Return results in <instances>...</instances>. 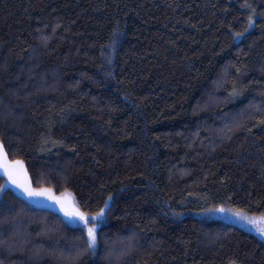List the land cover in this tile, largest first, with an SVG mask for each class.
Listing matches in <instances>:
<instances>
[{"label": "trees", "instance_id": "trees-1", "mask_svg": "<svg viewBox=\"0 0 264 264\" xmlns=\"http://www.w3.org/2000/svg\"><path fill=\"white\" fill-rule=\"evenodd\" d=\"M244 2L0 0V141L43 193L0 190V264H264L231 219L264 214V15L245 32ZM47 192L111 197L95 251Z\"/></svg>", "mask_w": 264, "mask_h": 264}, {"label": "snow or ice", "instance_id": "snow-or-ice-1", "mask_svg": "<svg viewBox=\"0 0 264 264\" xmlns=\"http://www.w3.org/2000/svg\"><path fill=\"white\" fill-rule=\"evenodd\" d=\"M241 8L248 9L247 16V27L244 29L245 32L250 28L256 26V17L258 15H264V13H257L256 8L248 3V0L241 5ZM115 34V32H114ZM244 33H236L235 35H243ZM115 43V41H113ZM109 75H111L109 73ZM0 169L3 170L4 175L7 177L4 185H0V190H3L8 183H11L15 187L21 190V192L26 197H34L37 195H42L43 193L37 192L36 190L30 187V184L27 181V172L24 167V161L22 160H8V152L5 149V146L2 141H0ZM64 194H62L63 196ZM71 195L70 193L68 194ZM50 199H55L56 203L59 204L61 211L64 212V215L69 218L78 219L83 224V229L86 231V237L84 240L86 250L95 251L98 244V227L103 223L106 218L107 213L110 211V200L104 201V206L100 207L98 210L93 212H83L80 211L78 207H73L68 204L66 199L49 197ZM201 211H227L225 208L220 207L218 209L208 208L202 209ZM233 215L238 219L247 221L250 224L255 225V231L264 238V214L261 215L260 219L257 220L254 217H250L244 213L242 209H237Z\"/></svg>", "mask_w": 264, "mask_h": 264}, {"label": "rangeland", "instance_id": "rangeland-1", "mask_svg": "<svg viewBox=\"0 0 264 264\" xmlns=\"http://www.w3.org/2000/svg\"><path fill=\"white\" fill-rule=\"evenodd\" d=\"M0 175H4V172L2 169H0ZM12 188L17 192V193H20L21 195L25 196L20 189H18L17 187H15L14 185H12ZM26 197V196H25ZM50 197V192H47V195L42 197L43 199H49ZM29 200H32L31 197H27ZM51 204V202H50ZM52 205V204H51ZM250 217H254L256 218L257 220L260 219L261 216H250ZM231 219L233 221H237L238 223L242 224L249 232L253 233L254 235H256L260 240H262L264 242V238H262L256 231H255V225L253 224H250L248 223L247 221H243V220H240L238 219L235 215H233L231 217ZM69 222L73 225H83L82 222H80L78 219L76 218H72L71 220L69 219Z\"/></svg>", "mask_w": 264, "mask_h": 264}]
</instances>
